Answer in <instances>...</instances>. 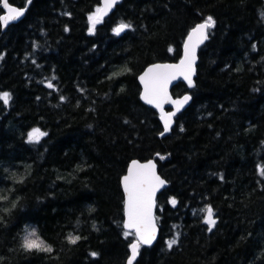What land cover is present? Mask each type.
Listing matches in <instances>:
<instances>
[{
    "label": "trees",
    "instance_id": "trees-1",
    "mask_svg": "<svg viewBox=\"0 0 264 264\" xmlns=\"http://www.w3.org/2000/svg\"><path fill=\"white\" fill-rule=\"evenodd\" d=\"M7 1L25 15L0 24V264H126L120 181L152 158L168 185L135 264H264V0H123L93 31L100 0ZM208 17L194 86L172 89L192 102L161 137L137 78ZM26 226L52 250L26 251Z\"/></svg>",
    "mask_w": 264,
    "mask_h": 264
},
{
    "label": "snow or ice",
    "instance_id": "snow-or-ice-1",
    "mask_svg": "<svg viewBox=\"0 0 264 264\" xmlns=\"http://www.w3.org/2000/svg\"><path fill=\"white\" fill-rule=\"evenodd\" d=\"M116 3V0H104V8L97 9V15L89 17L92 21V28L90 31L95 29V25L101 22V15H106L108 10ZM3 7L7 10V15L0 16V24L7 25L11 21H15L24 15L22 10H17L14 7H11L7 0H4ZM215 21L212 17H208L204 23L198 24L189 35V41L191 42L194 36L199 37V42H202L203 39H206V29L213 27ZM128 25L121 24L114 31L119 35L124 31ZM195 62V51L194 46L190 44L185 45V59L181 60L180 65H155L152 68H149L143 76L140 77L141 82L144 84V94L142 99L148 104H153L156 107H160L163 102H172L177 106V111L180 110V107L183 106L189 99L185 96L184 99L177 101H168L167 98V84L170 79L174 78V74L170 70H175L183 68L187 65L188 72L184 74L185 79L188 81L189 86H193L191 80V74L194 71L192 69V64ZM52 87L51 84L48 85ZM11 99L8 93L0 94V100H3L5 104ZM175 113L167 114L162 116L165 121V132H167L171 125V117ZM46 135L41 132L39 129H34L28 135V141L30 143H38L42 136ZM163 158V157H161ZM261 175H264V169L261 170ZM164 181L156 175L155 165L151 162L148 164H137L133 163L132 167L129 169V174L123 178V187L124 191L127 194L126 201V215L128 217L127 223L124 227L126 229L136 230L137 241L131 244V257L128 261V264H133L138 252L139 245L141 243L151 244L152 240L155 238L154 225H151V208L154 204L155 191L158 187L164 185ZM175 205V200L172 201ZM206 218L205 223L209 225V230L215 225L216 221L213 218V209L211 207L206 208L205 210ZM151 225V227H149ZM130 233L125 232L124 235L127 237ZM80 239L79 236L69 235V243L75 244ZM176 243V240H171L168 242L169 248H171ZM22 247L26 251L36 250V251H47L50 252L52 249L41 240L36 232L33 230L29 232L23 238ZM93 256L96 254L93 253Z\"/></svg>",
    "mask_w": 264,
    "mask_h": 264
},
{
    "label": "water",
    "instance_id": "water-1",
    "mask_svg": "<svg viewBox=\"0 0 264 264\" xmlns=\"http://www.w3.org/2000/svg\"><path fill=\"white\" fill-rule=\"evenodd\" d=\"M122 1H123V0H116V3L111 7L110 10H108L107 14H106V15H101V21L105 20V19H106V18H107V17H108L113 11H114V9L116 8V6L119 5ZM3 3H4V0H1L0 5H1L2 9H3V14H2L1 16H4V15H7V14H8V13H7V10L3 7ZM7 3H8V1H7ZM8 4H9V3H8ZM9 5H10V4H9ZM10 6L16 8L17 10H22V11L24 12V15H25V9H24V8H18V7L13 6V5H10ZM104 6H105V5H104V0H100V8H99V9H103ZM97 14H98V13H97ZM24 15H23V16H24ZM23 16H21L19 19L15 20V21H11V22H9L6 26L3 25V24H1V31H2V32H5V31L7 30V28H8L11 24H15V23H17L19 20H21V19L23 18ZM200 24H201V23H200ZM197 25H198V24H197ZM197 25H196V26H197ZM196 26H195V27H196ZM195 27H194V28H195ZM194 28H192V29L189 31V33H188V35H187V37H186V39H185V41H184V43H183V46H182V55H181V57H180V59H179L178 61H176V62H159V63H153V64L147 66V67L141 72V74H140V75L138 76V78H137L138 83H139V85H140V89H141V91H140V100H141V102H142L144 105H146V106L152 108L153 110H155V111L157 112L158 116H159V121H160V123H161V125H162V130H163L162 133L160 134L161 137H165V136H167V135H169V134L171 133L172 128H173V126L175 125V118H176L179 114H181L182 112H184V111L190 106V104H191V102H192V96H191L190 93H185V94H183V95H181V96H179V97H174V96L172 95V89H173V87H175L179 82H183V83L186 85V87H187L188 89H192L193 86H194V79H195L196 74H197V64H198V53H199V49L205 44L206 39H207V38H206V39H203L202 42H199V37H198V36H194V37L192 38L191 42H190L188 38H189V35L191 34V32H192V30H193ZM124 31H125V30H124ZM124 31H122L121 33H123ZM207 32H208V29H206V36H207ZM186 44H190V46H194V51H195V62H194V64H192V69H193L194 71H193L192 74H191V80H192L193 86H191V87L189 86L188 81H187V80L185 79V77H184V74H182V73H186V72H188L187 65L183 66V68H179V69H175V70H170V72H172V73L174 74V78L170 79L169 82H168V84H167V98H168V101H177V100H181V101H182V100L184 99V97L187 96V97H189L188 101H187L186 103H184L182 107H180V110H179V111H177V106H176L174 103H172V102H163V103H161V106H160V107H156V106H154L153 104H148V103H146V102L144 101V99H142V96H143V94H144V84L141 82L140 77L143 76L144 73L147 72V70H148L149 68H152V67L155 66V65H177V66H179L181 60L185 59V45H186ZM170 113H175V115H173V116L171 117V125H170V128H169V130H168L167 132H165V130H164V128H165V121H164V119L162 118V116H166L167 114H170ZM155 159H156V158H152V159H149V160H146V161L132 160V161L129 163V165H128L127 169H126V172H125V174L121 177V181H120V183H121V188H122V192H123V196H124V222H123V225H125V223H127V221H128V217H127V215H126V210H125V209H126L127 194H126L125 191H124V187H123V178L129 174V169L132 167L133 163L135 162V163H137V164H141V165H143V164H148V163L151 162L152 164L155 165V172H156V175L159 176V177L165 182L163 186L158 187V189L155 191L154 204H153V206H152V208H151V225H154L155 238L152 240L151 244L141 243V244L139 245V251H140V248H141V247H143V248H149V247H152V246L156 243V241L158 240V238H159V234H160V228H159V225H158V223H157V218H156L157 197H158V195H159V194H160V193H161V192L167 187L168 183H167V181H166V180H165V179L159 174V171H158V165H157V162H156ZM151 225H150L149 227H151ZM124 229H125L126 231H128V232L134 233L135 240H134L132 243H135V242L137 241V235H136V230H135V228H133V229H126V228L124 227ZM132 243H131V244H132ZM131 244H130V247H129V257H128L127 261H126V264H128V261H129V259H130V257H131V254H132V253H131ZM138 257H139V252H138V254H137L135 260L133 261V264H135V262H136V260L138 259Z\"/></svg>",
    "mask_w": 264,
    "mask_h": 264
},
{
    "label": "rangeland",
    "instance_id": "rangeland-1",
    "mask_svg": "<svg viewBox=\"0 0 264 264\" xmlns=\"http://www.w3.org/2000/svg\"><path fill=\"white\" fill-rule=\"evenodd\" d=\"M99 9V8H98ZM97 15V11L92 15V16H96ZM91 16V17H92ZM92 22V21H91ZM34 229L32 227H28L26 226L24 229V234H23V238L25 237V235H27L29 232L33 231ZM35 231V230H34ZM36 232V231H35ZM37 234V233H36Z\"/></svg>",
    "mask_w": 264,
    "mask_h": 264
},
{
    "label": "bare ground",
    "instance_id": "bare-ground-1",
    "mask_svg": "<svg viewBox=\"0 0 264 264\" xmlns=\"http://www.w3.org/2000/svg\"><path fill=\"white\" fill-rule=\"evenodd\" d=\"M9 3V2H8ZM10 4V3H9ZM11 5V4H10Z\"/></svg>",
    "mask_w": 264,
    "mask_h": 264
}]
</instances>
